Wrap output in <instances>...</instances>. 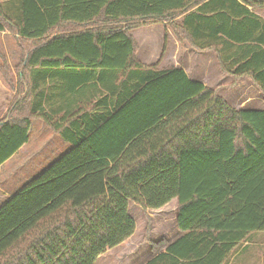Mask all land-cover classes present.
<instances>
[{
    "label": "trees",
    "instance_id": "16d2710c",
    "mask_svg": "<svg viewBox=\"0 0 264 264\" xmlns=\"http://www.w3.org/2000/svg\"><path fill=\"white\" fill-rule=\"evenodd\" d=\"M17 1L0 0V33L15 32L22 51L33 45L29 114L14 105L0 120V166L29 142L31 117L62 133L46 103L68 70L117 106L0 208V264H95L134 235L130 201L158 210L178 200L183 236L145 237L157 255L147 264H228L264 232V109L238 110L182 69L142 65L129 24L181 18L180 43L213 50L224 73L248 77L264 99V0ZM68 22L93 28L64 34L76 30ZM0 83L16 98L10 68L0 67ZM106 133L118 134L117 151L104 147Z\"/></svg>",
    "mask_w": 264,
    "mask_h": 264
},
{
    "label": "rangeland",
    "instance_id": "374dc122",
    "mask_svg": "<svg viewBox=\"0 0 264 264\" xmlns=\"http://www.w3.org/2000/svg\"><path fill=\"white\" fill-rule=\"evenodd\" d=\"M10 1L13 2L14 0H7V2ZM259 14L264 17V11H260ZM14 16L15 13H13L12 17ZM181 21V18H176L172 21L150 20L143 22L131 20L129 24L134 26V28L130 32L150 26L164 28L166 32V51L162 54L163 58L168 54V36L171 33L176 37ZM74 29L80 30L83 27L77 26ZM134 37L138 45L139 36L136 34ZM157 38L158 35L155 37H142V40L144 42L151 39L156 41ZM176 39L178 40L177 37ZM21 40L24 41L11 30L0 33V67L10 68L16 83V98L15 92L9 90L5 84L2 85L0 83V114L7 112L5 117L8 116L10 107L12 106L13 108L14 105L17 108V115L20 117L28 116L29 114L28 77L27 72L24 70V61L33 45L30 44L22 51L20 48ZM180 45L183 49L175 52V59H177L178 63L185 65L194 77H206L211 86L209 87L238 110L240 108L261 109L260 107L264 104L263 96L259 88L248 77H232L224 73L213 50L199 51L186 41H183ZM31 129V142L20 155L21 162L25 160L27 163L17 171L18 176L24 175L19 185L36 175L65 149V145L57 132L43 119L31 117ZM10 169L11 167L8 170ZM177 203V199H174L160 210L143 209L133 202L130 203L129 214L136 222V231L133 236L134 242L139 245H142V243L147 244L145 237L159 239L163 235L166 236L168 232L171 233L175 223ZM117 248L110 249L106 254L101 255L103 258L99 259L97 264H119L120 250L123 249ZM228 264H264V232L253 234L248 242L241 245Z\"/></svg>",
    "mask_w": 264,
    "mask_h": 264
},
{
    "label": "crops",
    "instance_id": "0c3cea01",
    "mask_svg": "<svg viewBox=\"0 0 264 264\" xmlns=\"http://www.w3.org/2000/svg\"><path fill=\"white\" fill-rule=\"evenodd\" d=\"M4 2L5 5L9 8L10 6L16 7L17 5L18 7H20L17 0H14L13 4L7 2V0H4ZM17 12H19V10H17ZM63 24L65 25L63 26V28L66 26L83 27V29L80 30L63 31L64 34L83 32L87 29L93 28L92 24L89 23L78 24L68 22ZM95 26L103 27L101 23H97L95 24ZM57 34L61 33L58 32ZM136 34L139 36L140 39L138 42V52L136 57L142 65L146 67L157 66V70L182 69L191 81L202 83L206 87L210 86L206 77H194L185 65L178 63L177 59H175V52L178 50H182L183 48L181 47L179 41L173 34L170 33L168 36V54H166L163 58L162 54L166 42V32L164 31V28H156L150 26L138 28V30L130 32V35H132L134 39V35ZM157 35L158 38L156 39V41H153L151 39L146 40L144 42L142 40V37H155ZM53 36L54 35H51L50 37H47V39ZM160 41L161 45L159 47ZM79 77H86V75L82 73L78 75L76 73L69 72L68 70L66 72V79H56L53 83L54 87L50 91L49 102L48 104L46 103V111L48 115L54 118L57 121L56 124L61 127L60 131L62 133L57 131L56 132L59 138L61 139L62 143L65 145V149L59 155H57L48 165H46L42 170H40L36 175L19 185V182L24 178V175L18 176L17 171L23 168L27 163L25 162V160L21 162L20 155L23 153L27 145L31 142L32 129H30L29 142L24 145L13 157H11L8 161H6L3 165L0 166V208L14 194H16L25 185L32 181V179H34L52 163L57 161L66 151H68L72 146L71 141L75 138H80L82 135H84V131L88 126H91L92 123H95V121L102 120V117H104L105 115L109 117L110 112L115 113L114 109L117 106L116 95H112L104 87H102L101 85H97L98 83L96 80L85 81L81 85L75 86V83H77ZM119 91L122 90L119 89ZM263 105L262 107H260L261 109L256 110H263ZM6 113L7 112H5L4 114H0V120L5 118ZM90 134L91 133H88L86 135ZM101 137L103 138V142L107 144V146L104 147L114 149L115 151L119 149L121 142H119V140L117 139L118 134L106 133L104 136ZM20 163H22L23 165ZM10 167L11 169L8 170ZM130 203L132 202L130 201ZM176 205L177 212L175 214V223L174 227L171 230V233L168 232L166 236L163 235L159 239L152 237L150 239L151 241L158 242L162 239H166L170 242V244H172L183 236V233H181L177 227L178 203ZM133 236L122 244H120L119 246H117L120 247L119 249H123L120 250L121 256L120 260L118 259V262H120L119 264L149 263L157 255L153 253L150 244L142 243V245H139L134 242ZM165 251L166 248L163 250V252ZM101 258L103 257L100 256L98 258L96 264Z\"/></svg>",
    "mask_w": 264,
    "mask_h": 264
}]
</instances>
